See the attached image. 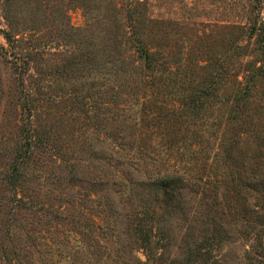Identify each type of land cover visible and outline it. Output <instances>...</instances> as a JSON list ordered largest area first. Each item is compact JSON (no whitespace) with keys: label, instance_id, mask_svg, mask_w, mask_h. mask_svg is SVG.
I'll return each mask as SVG.
<instances>
[{"label":"rangeland","instance_id":"obj_1","mask_svg":"<svg viewBox=\"0 0 264 264\" xmlns=\"http://www.w3.org/2000/svg\"><path fill=\"white\" fill-rule=\"evenodd\" d=\"M262 137L264 0H0V264H258Z\"/></svg>","mask_w":264,"mask_h":264},{"label":"trees","instance_id":"obj_2","mask_svg":"<svg viewBox=\"0 0 264 264\" xmlns=\"http://www.w3.org/2000/svg\"><path fill=\"white\" fill-rule=\"evenodd\" d=\"M29 137L25 140L26 145H22L20 148L19 155L15 158V167L14 170H12L8 175V180L10 181V184L14 186L15 190H18V186L21 185V180L23 178L24 170L20 169V164L22 162H25L22 158H26L28 156V152L32 148L31 142H29ZM262 146L261 149H264V137L261 139ZM264 157V153L262 155ZM21 159V160H20ZM263 164V163H262ZM190 170L186 169H177L170 171L169 169H166L164 172L157 171V176L153 177L155 184L158 185L161 189L160 195L163 202V206H169L172 204L175 195L177 194V190L179 189L180 182L183 180V177L188 173ZM239 173V172H238ZM240 174V173H239ZM222 176V175H221ZM242 178H245L247 183L243 184L241 182V179L239 181V184L241 185V189L248 191V192H256L261 193L262 196H264V170L260 167H251L249 171H244V173L241 175ZM232 178V177H231ZM223 180V178H222ZM19 182V183H18ZM252 184L258 186L253 187ZM22 188V187H21ZM236 188V187H234ZM239 188V191H242ZM264 251V244L258 243L256 249L257 255H259L256 260L258 261V264H264V255L261 253H258ZM159 258V257H157ZM156 258V259H157ZM149 264V263H147Z\"/></svg>","mask_w":264,"mask_h":264}]
</instances>
